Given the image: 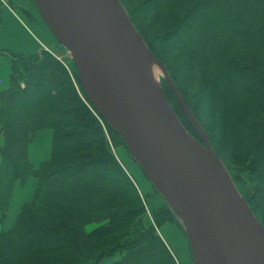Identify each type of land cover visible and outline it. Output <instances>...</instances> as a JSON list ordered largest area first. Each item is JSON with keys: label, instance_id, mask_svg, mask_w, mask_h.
Segmentation results:
<instances>
[{"label": "trees", "instance_id": "16d2710c", "mask_svg": "<svg viewBox=\"0 0 264 264\" xmlns=\"http://www.w3.org/2000/svg\"><path fill=\"white\" fill-rule=\"evenodd\" d=\"M119 2L264 227V0ZM169 51L185 59L191 78L180 77ZM2 52L10 72L0 86V220L15 182L33 178L36 186L0 233V264H178L158 230L175 224L185 234L180 220L165 202L149 219L146 198L114 153L124 141L87 98L75 66L43 49ZM160 85L204 145L165 78ZM40 129L53 133L51 152L35 168L28 146ZM89 224L97 226L87 232Z\"/></svg>", "mask_w": 264, "mask_h": 264}, {"label": "water", "instance_id": "95a60500", "mask_svg": "<svg viewBox=\"0 0 264 264\" xmlns=\"http://www.w3.org/2000/svg\"><path fill=\"white\" fill-rule=\"evenodd\" d=\"M33 2L70 54L89 101L119 133L179 217L193 264H264V227L237 191L166 69L165 80L204 145L187 133L161 87L146 76L131 40H141L145 53L154 56L119 0Z\"/></svg>", "mask_w": 264, "mask_h": 264}, {"label": "rangeland", "instance_id": "374dc122", "mask_svg": "<svg viewBox=\"0 0 264 264\" xmlns=\"http://www.w3.org/2000/svg\"><path fill=\"white\" fill-rule=\"evenodd\" d=\"M22 1L25 4V6L28 8V10H30L34 14V17L41 21L42 19L40 18L38 11L35 9L31 1L30 0H22ZM4 2H6L10 7L0 5V10L8 9L9 11H11L12 14L24 26V28H26L28 32L32 34L33 37L35 36L36 38H38V34L33 27L35 22L34 20H32V16L30 17L31 14L28 15L26 11H24V4L18 5L12 2L11 0H4ZM12 22L13 20L11 19H10V22H7V23L5 22V28L8 29V31L6 32L5 30L0 31V50L6 49L7 50L6 52H9V51L10 52L11 51L12 52H27V49H17L16 47H14V44H12L13 43L11 40L12 37H17L21 35L15 30L16 26ZM151 27L154 30L156 29V26L152 25ZM46 31L51 36V38L54 40V43L56 45V51H54L53 49H51V51L56 56H58L63 61L64 64L69 65V66L73 65L72 58L70 54L68 53V51L64 47L61 46V44L56 40V38L50 32V30L49 31L46 30ZM3 53L0 52V55H2ZM174 53L175 52L169 51L167 55L171 57L175 55ZM3 56L9 57L7 54H3ZM174 57H175L174 59L170 58L169 61L172 63L173 67L178 69V72L181 75L180 77H182V79L184 77L185 80H188L189 78H191L192 72L189 69L185 68L186 67L185 59H182L181 57L176 56V55ZM151 60L153 61L154 65L157 66L158 68L153 75V83L157 85L158 87H161L160 85L161 78L163 77L165 78L166 76L165 69L161 65L162 63L158 59L156 60L154 57H151ZM4 76H5V79H7L6 73L4 74ZM190 84L191 83H188L187 86H191ZM6 85H8V80H7ZM191 88L193 87L191 86ZM114 152L117 155L120 162L125 167V169L134 178L136 185L140 189L141 197L146 198V206L148 208L149 207L152 208L155 204L161 205L163 202L162 198L159 196L158 193H156L153 190L152 184L150 183V181L147 180L139 164L135 162L132 155L129 153L128 149L125 146H119L114 149ZM158 233L163 238V240L167 243L169 248L173 251L174 255L176 256L178 264H193L187 238L185 234L182 232V230H180V228L177 225L167 223L163 225L162 227H160V229L158 230Z\"/></svg>", "mask_w": 264, "mask_h": 264}, {"label": "crops", "instance_id": "0c3cea01", "mask_svg": "<svg viewBox=\"0 0 264 264\" xmlns=\"http://www.w3.org/2000/svg\"><path fill=\"white\" fill-rule=\"evenodd\" d=\"M12 2L16 4H24L22 0H11ZM26 9V10H25ZM24 11H27L32 16V20H34V29L38 34V38L35 36L33 37L32 34L28 32L26 28L20 23V21L12 14L11 11L1 9L0 10V31L5 30L8 31V29L5 28V22H10V19L13 20V24L16 26L15 30L20 33V36L12 37V44H14V47L17 49H27V52H12L11 53H21L25 54L28 52H32L36 49H53L56 51V45L54 43V40L51 38V36L47 33L46 30L49 31V29L46 27V25L43 23V21L37 19L34 17V14L28 10V8L24 4ZM57 42V41H56ZM7 51L6 49L0 50ZM10 52V51H9ZM5 54V53H3ZM0 55V86L6 87V83L8 80V75L10 72V59L9 57H5ZM7 74V79H5L4 74ZM6 85V86H5ZM52 131L50 129H40L37 130L34 135L31 143L28 146V159L29 162L37 168L40 163L46 161L50 157L51 152V144H52ZM31 180V181H30ZM36 186V180L33 178L27 179L24 183H21L20 181L15 182L13 186V190L10 196L9 200V208L7 212V216L5 219L0 220V233L10 230L16 220V216L18 212L20 211L21 207L24 203L28 202L30 200V197L32 195L33 190ZM29 188V189H27ZM160 205V204H159ZM154 206H158V204H155ZM1 217V216H0ZM97 225L96 224H89L86 227V231L89 232L93 230Z\"/></svg>", "mask_w": 264, "mask_h": 264}, {"label": "bare ground", "instance_id": "6f19581e", "mask_svg": "<svg viewBox=\"0 0 264 264\" xmlns=\"http://www.w3.org/2000/svg\"><path fill=\"white\" fill-rule=\"evenodd\" d=\"M132 48L134 50V53L136 54V57L145 72L146 76L150 80L151 83H153V75L158 69L157 66L154 65L153 61L151 60V57L145 53L143 44L141 43V40L138 39H132L131 40ZM207 163L210 165L208 159L204 157ZM214 168V167H212Z\"/></svg>", "mask_w": 264, "mask_h": 264}, {"label": "built area", "instance_id": "2783aa9c", "mask_svg": "<svg viewBox=\"0 0 264 264\" xmlns=\"http://www.w3.org/2000/svg\"><path fill=\"white\" fill-rule=\"evenodd\" d=\"M2 2H4L3 0H1Z\"/></svg>", "mask_w": 264, "mask_h": 264}]
</instances>
